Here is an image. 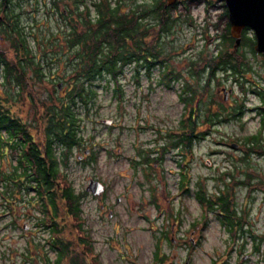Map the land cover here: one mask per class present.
I'll use <instances>...</instances> for the list:
<instances>
[{
  "label": "rangeland",
  "instance_id": "rangeland-1",
  "mask_svg": "<svg viewBox=\"0 0 264 264\" xmlns=\"http://www.w3.org/2000/svg\"><path fill=\"white\" fill-rule=\"evenodd\" d=\"M86 1L89 3L92 0ZM126 2L129 4L131 0ZM24 4L21 24L26 30L32 28L33 32L42 36L49 30L57 28L58 18L47 15L42 2L38 1L35 8L33 0ZM191 14L193 26L178 27L181 35H177L173 41H171L172 37L163 35V41L168 44V50L172 54L170 62L183 71H186L183 66L185 63L187 67V61L185 62L187 57L200 51L207 57L220 43L219 31L211 25L206 27L205 22L223 23L220 9L209 11L210 17L208 16L209 19L206 20L207 14L201 12V7L192 8ZM203 30H206L207 38L211 37L210 39L199 37ZM248 34L254 36L251 30ZM0 48L7 52L11 49L8 41L0 42ZM240 50L245 51L251 66V71L245 73L246 78L251 82L245 83L244 88L239 86L232 88V83L223 77V82L219 85L225 87L228 100L243 104L241 118L221 126L220 129H213L210 133L207 132V128H204L203 138L196 140L189 151L186 150L185 155L188 161L184 167L187 177L190 176L191 180L198 182L202 191L209 194H213L215 190L226 193L227 197H230L229 203L231 201L232 207H236L238 211L247 210L249 220H253L255 227L262 229L264 227L262 218L264 214V133L258 135V143L254 146L250 145V138L260 130L261 126V120L255 116L257 114L255 108L260 102L255 92L260 89L264 95V59L257 52H250L248 47L240 48ZM7 57H13L12 50L7 53ZM158 74L157 68L152 70L151 87L146 79H142L141 85L137 87L133 85L131 69L126 67L120 79L123 88L121 98L114 92L113 84L100 80L95 81L96 96L89 107L86 109L83 105H77V112L81 118L80 125L83 129L80 133L82 141L79 147L72 149L63 170L75 191L83 194L80 203L81 219L78 222L72 217L65 219L63 237L71 241L72 253L85 256L84 264H148L153 256L152 236L148 229L150 218L156 212L150 201L154 190L150 188L155 185L157 192L162 193L163 182H166L167 193L173 194L179 169L174 164V160L169 159L173 154H166L163 166H159L156 171L165 169L167 177L161 181L152 180V183L147 184L143 178L134 177L131 159L136 145L145 147L146 143L152 139L153 129L177 130L184 108L179 98L181 83H173L171 87L155 85ZM221 77L216 74L217 80ZM206 80L205 78L201 81L200 87L205 85ZM57 83L60 82L57 81ZM215 85L216 81H209L205 93L199 87L203 101H206L209 96L215 103L222 101L224 94L217 93ZM59 86L57 93L64 92L66 89L64 83ZM229 87L232 90H229ZM36 88V95L43 96V87L36 86ZM49 89L51 90L50 85L47 87L48 91ZM261 110L263 111L264 107H261ZM34 111L35 109L28 101L13 107V112L19 113L23 118L30 114L33 116ZM102 119H110L112 122L107 125L101 122ZM36 130L38 129L32 130L34 136L42 135ZM220 141H223V144L217 143ZM240 142L238 146L248 151V158L244 163L237 160L243 157L241 153L231 148L233 143L235 145L232 146L236 147ZM0 164H4L1 159ZM0 169L2 170L1 166ZM240 179L244 181L242 185H238ZM91 180H97L105 186L104 195L97 197L84 195V189ZM117 196L121 198L119 203L115 202ZM181 201H183L182 198L180 204ZM101 202L109 204L116 214H112L110 218L107 212L101 214L98 209ZM187 204L188 214H200L201 211L202 214H209L207 218H204L202 245L193 255V264H209L208 259L212 258L214 253L226 252L221 245L226 241L225 236L223 237L218 227V220L211 215L218 212H214V208H207L205 203L203 208H198L191 199ZM6 210L0 205V264H12V262L23 264L24 258H26V264H43L45 260L53 262L56 253L47 247L45 242L47 233L36 226V217L39 215L37 211L29 209L23 201L13 205L11 213ZM2 214L14 215L10 217ZM258 214H261L259 219H257ZM9 222H14L16 228L4 229L5 224ZM77 223H80L84 230L78 229ZM24 224L28 226L30 235L26 236L24 230L20 228ZM21 234L25 236L19 238ZM80 236L88 240L87 244H90V248L79 243ZM41 240L42 244H40ZM34 244H39L38 251ZM21 252H26V257ZM179 252L178 258H182V251ZM259 257V255L253 256V258ZM135 260L137 263L133 262ZM68 263L69 259L64 257L61 264Z\"/></svg>",
  "mask_w": 264,
  "mask_h": 264
},
{
  "label": "trees",
  "instance_id": "trees-1",
  "mask_svg": "<svg viewBox=\"0 0 264 264\" xmlns=\"http://www.w3.org/2000/svg\"><path fill=\"white\" fill-rule=\"evenodd\" d=\"M38 1L42 2L45 13L56 16L59 22L57 28L42 36L33 32L32 26L26 30L21 24L23 5L30 0H0V34L13 50L10 58L0 53V157L6 158V150L10 149L19 163L0 171V205L11 209L23 201L29 209L36 210L39 214L36 226L47 233L45 242L56 253L57 264H61L64 257L69 259L68 264H84L85 256L72 253L71 241L63 237L65 219L72 217L77 222L81 219V194L68 182L63 170L72 149L79 147L82 141L77 105L89 107L96 96L95 81L100 80L113 84L114 92L121 98L124 66L135 60L147 70L152 66L161 67L160 82L168 85L177 74L169 62L172 54L168 44L163 41L172 21L165 14L161 0H151L154 5L150 10L140 6L141 16L151 13L154 23H140L138 32L133 23V10L120 12V7L128 0H96L92 4L96 10L94 15L87 5L80 6L83 2L73 6L69 0H33L34 8ZM211 26L219 31L217 54L205 57L200 51L199 57H204L206 63L196 72L193 69L197 60L189 59L188 69L196 78L195 83L200 85L201 73L209 72L208 77H212L215 70L229 72L236 82H251L245 77L251 66L240 48L248 47L250 52H255L254 36L245 28L240 45L235 46L227 18L222 24L218 21ZM134 73L131 71L132 82ZM63 83L65 91L57 93L58 85ZM49 85L51 90L48 91ZM207 85L208 80L200 87L203 93ZM36 86L43 87V96L36 95ZM195 86L186 84L179 94L184 107L182 115L189 117L179 121L177 130L186 131L188 141L197 123L191 116L196 117L201 112L215 114L211 110L215 105L212 97L203 101ZM262 92L259 89L255 93L264 103ZM25 101L31 103L35 111L33 116L23 118L13 112V107ZM33 129H38L36 131L42 135L34 136ZM36 139L41 140V144ZM250 139V145L254 146L259 138L253 135ZM21 163L26 166L21 167ZM203 201L210 207L214 204L206 195ZM219 202L222 210L228 212L229 201L222 196ZM77 227L84 230L80 223ZM79 243L90 248L83 236L79 237ZM43 264L51 263L45 260Z\"/></svg>",
  "mask_w": 264,
  "mask_h": 264
},
{
  "label": "flooded vegetation",
  "instance_id": "flooded-vegetation-1",
  "mask_svg": "<svg viewBox=\"0 0 264 264\" xmlns=\"http://www.w3.org/2000/svg\"><path fill=\"white\" fill-rule=\"evenodd\" d=\"M94 1L96 0H92L88 3L86 0H69L70 4H73V6L76 3L83 2L84 5L80 4V6L83 7L87 5L90 9L89 12L91 13V15H94L96 11L95 9L93 10L92 6ZM161 1L162 6L165 8V14L169 17V20L172 21V25L166 33L167 37H172V41L177 37V35H181V31L178 29V27H182L183 25H194L192 24V8L194 9L197 7H201V12L207 14L205 20L209 19V11H211L212 9L221 10L223 22L225 18L228 19L227 8L222 0H176L170 5L166 3V0ZM127 5L129 6L127 7ZM141 5L149 7L148 10H150L154 4H152L151 0H131L129 4L125 2V5L120 7V12H126L129 10V8L133 10V23H135V28L137 32L139 30L140 23H148L149 25H152L154 23V20L152 19L153 17L150 15L151 13L147 15L145 14L143 17L141 16ZM213 24L214 22L212 24H208L207 22H205L204 25L207 27ZM75 30H77V28H75ZM203 31L204 32L200 33L201 36L199 37L207 38L208 34L206 30ZM210 38L211 37L207 39ZM4 41V36L0 34V42ZM10 50H12V48ZM1 52L6 55L8 53L4 49L0 48V53ZM216 54V51H213L211 53V55L213 56H215ZM189 59H194L198 62L197 66L193 69L195 70L194 72L198 70L201 71V68L206 63L204 61V57H199V52L194 55H190L185 60V62L187 61V67L185 66V63L183 66V68H186V71L180 70L179 68L173 66L175 73L177 74L168 85H166L165 82H160L162 69L159 66H152L149 70H147L144 65L139 64V60H135L133 61V64L124 66V70L126 69V67H129L132 72L135 71L133 85H136L137 87L141 85L142 79H146V81L148 82L147 84L150 85L149 87H151L153 82L152 70L155 68L159 70V74L155 79V85L171 87L173 83L180 82L181 88L182 86L184 87L186 84L196 85L195 87L199 88L201 85V81H204L206 78L208 81H216L215 86L217 87V93H219L223 91L226 92L225 87L219 85V83L223 82V77H225L226 79H228V81L232 83V88L233 86H239V88L245 87V83H241L240 81L236 82L237 80L235 79V77L230 75L229 72H225L223 70H221L220 73H217L218 70H215V73L214 75H212V77H208L209 72L204 73V75L201 73L202 79H200V85H197L195 83L196 78H193L191 76L193 74H191V70L188 69ZM214 61H216V59H214ZM170 63L172 64V62ZM200 64H202V66ZM216 74H219L222 77L217 80ZM58 87L60 86L58 85ZM231 87H229L228 89L232 90ZM259 105L261 107H264V103L261 102V99ZM259 105L255 108V111L257 113L255 116L259 118V120H261V126L260 130L256 132V136L263 135L262 133H264V110L262 111ZM242 106L243 104L240 102L237 103L235 100L231 102L230 99L228 100L227 98L222 97V101L216 102L215 105L211 107L212 112L215 114L204 115L203 112H201L198 113L196 117L191 116L194 120H196L197 123L195 126L194 133L191 134V136L189 137V141L186 131H159L153 129V137L146 143L145 147L140 145H136L134 147L135 153L133 158L131 159V168L133 170L134 177L138 179L143 178L147 184L152 183V180L161 181L163 178L165 179L167 177V172L165 171V169L162 168L160 171H156L159 166H163V162L165 161L167 156L166 154H173V156H170L169 159H173L174 164L179 169L177 171L178 178L173 194L169 192L167 193V190L165 189L167 185L166 182H163L162 193L157 192L155 185L150 188L151 190H154L151 195L150 201L156 213L152 214V217L149 221L150 225L148 230L152 236L153 256L148 264H193L194 252L201 247L204 238V218H207V215L209 214H202V211L200 212V214H188L189 206L187 202L189 201V199H191L194 203L198 205V208H203L204 195L207 196V199H212V201L214 202L211 207L210 205H208L207 208H214L213 211L218 212V214L211 215L212 218L216 217V220H218V227L222 232L223 237L225 236L226 239V241L221 244L226 252L214 253L213 257L208 259L209 264H264V227H262V229H260L259 227H255L253 224V220H249V212L245 209H242V211H238L236 207H232L231 201L229 203L230 209L228 210V212L223 211L221 203L219 202V198L224 196L229 201L230 197L228 198L226 193L219 192L216 190L213 194H209L207 192L205 193L201 190L198 182L191 180L190 176L187 177V171L185 169L188 161L185 155L186 150L189 151L196 140H200L203 138L205 131L204 128H207V132L210 133L213 132V129H220L221 126H226V124L232 121H237L241 118L240 114L243 112ZM188 117V115H181L179 121ZM37 139L36 142L41 144V140ZM217 143L223 144V141ZM240 144L241 142L235 147L232 146L235 145L233 143L231 145V148L241 153V156L243 157L238 158L237 160H240L244 163L247 161L248 151L242 146H238ZM226 148H229V146H226ZM0 159L4 161V164H0L2 170L5 168H10L12 166L14 167L19 165L17 156L13 155L10 149L6 150V158L2 159L0 157ZM25 166L26 164L21 163V167ZM242 181L243 180L240 179L238 185H242V183L244 182ZM87 186L84 189V195L96 197L104 195L105 186L104 190L100 194H93L91 191H87ZM82 197L83 194H81V198ZM181 198L183 199V201H181L180 204ZM120 200L121 198L119 196L115 198L116 203H119ZM109 206V204L101 202L98 205V209L101 214L107 212L108 217L110 218L112 214H116V212L115 210H113V208ZM3 207L6 208L4 205ZM132 209H134V207H132ZM10 210L11 209L7 208L6 211L11 213ZM2 215L12 217V215L14 214ZM260 216L261 214H258L257 219H259ZM262 218L264 221V214ZM24 225H22V227L20 228L24 230L26 236L30 235L28 233V226L26 227ZM5 228L11 229L16 228V226H14V222H9L5 224L4 229ZM23 236L25 235L21 234L19 238ZM42 242L43 241L41 240L40 244H42ZM34 246L38 251L37 247H40L39 244H34ZM180 250L182 251V258H178L180 256ZM21 254H23L24 257H26L27 255L26 252H21ZM255 255H259L260 257L253 258V256ZM47 262L49 263V260H47ZM133 262L137 263L136 260ZM26 263V258H24L23 264ZM12 264H15V262H12ZM51 264H57L56 258L53 259V262H51Z\"/></svg>",
  "mask_w": 264,
  "mask_h": 264
},
{
  "label": "water",
  "instance_id": "water-1",
  "mask_svg": "<svg viewBox=\"0 0 264 264\" xmlns=\"http://www.w3.org/2000/svg\"><path fill=\"white\" fill-rule=\"evenodd\" d=\"M176 0H166L168 5ZM227 8L229 33L234 39V45H240L242 32L248 28L253 32L255 43L253 50L262 55L264 59V0H222ZM60 85V84H59ZM224 98L227 92H224ZM101 122L110 125L112 120L102 119ZM86 152H88L86 150ZM93 194H99L104 190L103 184L97 180H91L86 188ZM27 227V225H24Z\"/></svg>",
  "mask_w": 264,
  "mask_h": 264
}]
</instances>
